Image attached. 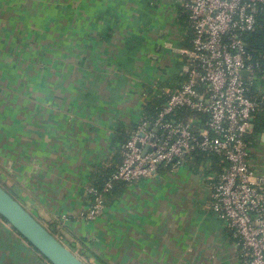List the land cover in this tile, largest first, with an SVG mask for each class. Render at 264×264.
Instances as JSON below:
<instances>
[{
	"label": "crops",
	"instance_id": "1",
	"mask_svg": "<svg viewBox=\"0 0 264 264\" xmlns=\"http://www.w3.org/2000/svg\"><path fill=\"white\" fill-rule=\"evenodd\" d=\"M181 14L169 0H0V182L45 226L66 216L56 235L89 264H244L210 210L218 173L186 162L129 181L88 217V175L123 148L118 128L182 80ZM263 133L251 150L262 174ZM42 263L0 216V264Z\"/></svg>",
	"mask_w": 264,
	"mask_h": 264
},
{
	"label": "built area",
	"instance_id": "2",
	"mask_svg": "<svg viewBox=\"0 0 264 264\" xmlns=\"http://www.w3.org/2000/svg\"><path fill=\"white\" fill-rule=\"evenodd\" d=\"M169 1L176 14L185 13L190 33L189 46L176 49L184 58L182 80L167 93L155 119L139 117L112 180L132 181L161 166L182 165L193 151L215 154L225 166L209 182L210 210L232 229L244 264H264V174L252 162L255 139L248 137L259 105L250 86L263 97L264 86L253 76L245 43V35L260 25L264 0ZM101 208L97 194L88 217ZM65 219L61 216L53 230ZM42 258V264H52Z\"/></svg>",
	"mask_w": 264,
	"mask_h": 264
},
{
	"label": "trees",
	"instance_id": "3",
	"mask_svg": "<svg viewBox=\"0 0 264 264\" xmlns=\"http://www.w3.org/2000/svg\"><path fill=\"white\" fill-rule=\"evenodd\" d=\"M185 13L182 12L181 19H184ZM186 36V35H185ZM190 38V33L187 34V40ZM189 42V41H188ZM245 43L247 51L250 55V61L254 64L253 76L260 78V83L264 86V10L261 14L260 25L254 30L245 35ZM254 81V79H253ZM254 83V82H253ZM254 85L250 86V95L255 97L259 102L257 110L252 119V129L248 137L250 139H256V137L264 131V97L261 93L254 90ZM151 93L150 91H148ZM167 95L160 94L149 95L143 102L142 120L152 121L158 116L159 110L162 108L166 101ZM193 112L191 115H194ZM182 115L181 112L177 116ZM125 127V126H124ZM136 128V123H131L126 128H118L119 133V146H121L130 137ZM123 148L118 147L112 151L110 159L101 165H95L88 175V186L93 191L89 192V198L91 202H94V198L97 194H101L102 203L109 204L122 193L125 186L129 181L124 180H112V175L119 169L123 159ZM185 162L190 165L193 170H202L206 173L215 172L219 173L225 162H221L215 154L207 153L205 151H193L185 158ZM208 164L209 170L206 169ZM110 182V186L106 187V183ZM96 192V193H95ZM59 240L60 235L57 236L55 230L51 231Z\"/></svg>",
	"mask_w": 264,
	"mask_h": 264
},
{
	"label": "water",
	"instance_id": "4",
	"mask_svg": "<svg viewBox=\"0 0 264 264\" xmlns=\"http://www.w3.org/2000/svg\"><path fill=\"white\" fill-rule=\"evenodd\" d=\"M240 73L242 76L248 75L247 70ZM0 216L52 264H86L1 184Z\"/></svg>",
	"mask_w": 264,
	"mask_h": 264
},
{
	"label": "rangeland",
	"instance_id": "5",
	"mask_svg": "<svg viewBox=\"0 0 264 264\" xmlns=\"http://www.w3.org/2000/svg\"><path fill=\"white\" fill-rule=\"evenodd\" d=\"M10 59V57H7V60H9ZM0 60H2V58H1V55H0ZM4 60H5V58H4ZM6 61V60H5ZM0 184H1V182H0ZM1 185H3V186H5V183L4 182H2V184ZM45 225H48V224H45ZM49 228V227H48ZM50 229V231H52L54 228H53V226L52 227H50L49 228ZM55 233H57V232H55ZM66 245H68V247H71V246H69V244H66ZM70 249H72L73 250V248H70ZM75 251V253H78V252H76L77 251V248H76V250H74ZM79 255V254H78ZM81 257H82V259H84L83 261H88V259H85L84 258V256L83 255H81ZM88 263V262H87ZM89 264V263H88ZM91 264H93V263H91Z\"/></svg>",
	"mask_w": 264,
	"mask_h": 264
}]
</instances>
